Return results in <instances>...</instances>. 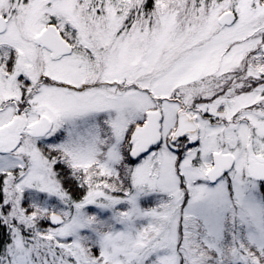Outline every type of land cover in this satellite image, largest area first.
I'll use <instances>...</instances> for the list:
<instances>
[{
  "label": "snow or ice",
  "instance_id": "1",
  "mask_svg": "<svg viewBox=\"0 0 264 264\" xmlns=\"http://www.w3.org/2000/svg\"><path fill=\"white\" fill-rule=\"evenodd\" d=\"M0 264H264V0H0Z\"/></svg>",
  "mask_w": 264,
  "mask_h": 264
}]
</instances>
